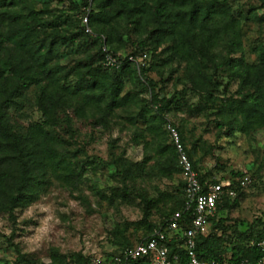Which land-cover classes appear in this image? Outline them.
<instances>
[{"label": "trees", "instance_id": "obj_1", "mask_svg": "<svg viewBox=\"0 0 264 264\" xmlns=\"http://www.w3.org/2000/svg\"><path fill=\"white\" fill-rule=\"evenodd\" d=\"M69 1V6L59 7L48 1L0 0V213L14 217L17 209L38 201L55 180L68 186L84 181L85 167L77 170L82 161L77 153L84 148H71L74 130L70 111L78 115L85 105L95 106L100 113L96 123L108 124L115 110L133 101L129 94L122 95L127 76L143 78L150 91L149 104L163 123H167L170 113H200L212 108L216 126L226 135L236 131L249 133L264 126V47L255 48L257 61L251 63L244 57L242 40L244 21L255 19L264 24V15L256 14L264 8V0L260 6L252 5L246 10L240 8V0ZM84 14L94 34L82 25ZM83 41L91 42L97 50L74 52ZM104 43L110 45L114 54L129 44V55L148 50L154 58L165 53L168 60L186 64L185 88L170 96L156 93L157 81L149 76L153 61L139 70L128 60L119 69L105 66ZM224 43L226 56L217 62L215 49ZM70 48L74 53L63 61L62 55L69 53ZM221 71L232 81L238 80L240 89L236 96L230 95L218 103L212 92L218 86ZM193 90L205 91L210 98L191 103L188 94ZM26 105H33L41 119L27 125L20 123L18 116H22ZM172 146L173 170L181 174L178 151L173 142ZM188 156L202 184L228 178L236 191L234 198L224 194L216 215L210 218L211 232L197 237L198 257L220 262L257 261L262 253L251 243L264 234V229L256 233L252 226L245 231L235 227L232 234L231 226L220 215L225 209L240 206L246 189L240 184L244 175L232 172L217 178L201 172L193 155L188 152ZM130 166L123 169L124 180L130 176ZM185 185L183 181V188ZM185 204L183 196L159 224H149L146 238L165 228L177 211L183 213V228L189 226L193 216ZM148 215L149 211L147 219ZM137 243L126 238L115 256ZM181 243L173 238L168 244L170 256L178 255L180 263L188 260ZM62 258L59 264H91L87 255L73 257L75 262L65 255ZM130 264L150 262L139 259Z\"/></svg>", "mask_w": 264, "mask_h": 264}, {"label": "rangeland", "instance_id": "obj_2", "mask_svg": "<svg viewBox=\"0 0 264 264\" xmlns=\"http://www.w3.org/2000/svg\"><path fill=\"white\" fill-rule=\"evenodd\" d=\"M37 1L59 7L70 4L69 0ZM252 5L260 6L261 0H240L244 10ZM256 14L264 15V8ZM86 18V14L82 15V25L94 34ZM242 40L244 57L248 62H256L255 48L264 47V24L255 19L244 21ZM91 46V42L83 41L77 51L70 48L62 59L66 61L71 52L97 50ZM104 46L112 51L110 45ZM120 48L117 56L132 55L129 44ZM215 50V59L222 62L227 53L225 43ZM151 54L145 50L133 55L136 62H132V67L139 70L153 61L149 76L157 81L155 92L170 96L184 89L187 65L168 60L165 53L155 58ZM217 81L212 94L219 99L218 103L230 95L236 96L240 89V82L232 81L223 71ZM124 83L122 95L129 94L133 101L115 110L108 124L96 123L100 113L95 106L85 105L78 115L70 111L74 130L71 148H84L77 153L82 160L77 170L85 167L84 181L68 186L55 180L38 201L17 209L14 217L0 213V264H59L62 255L75 262L73 257L78 258L79 254L91 260L101 256L111 261L126 238L132 244L146 238L149 224H159L162 216L175 209L185 196L182 173L173 170L175 150L170 126L181 131L183 146L187 154L193 155L201 172L217 178L232 172L251 176L240 206L220 214L231 226L230 233L235 227L245 231L252 226L256 233L264 229V126L249 133L236 131L226 135L216 126L212 108L200 113H170L167 123H163L149 104L150 91L143 78L127 76ZM206 98L210 97L201 90L188 94L189 102L194 104ZM78 103L83 106L82 100ZM23 112L18 116L22 124L41 119L33 105H26ZM129 164L130 176L124 180L123 169Z\"/></svg>", "mask_w": 264, "mask_h": 264}, {"label": "built area", "instance_id": "obj_3", "mask_svg": "<svg viewBox=\"0 0 264 264\" xmlns=\"http://www.w3.org/2000/svg\"><path fill=\"white\" fill-rule=\"evenodd\" d=\"M88 20V18H86ZM103 63L109 68H121L126 60L136 62L135 56L122 58L110 51L107 46L103 47ZM144 66V64H143ZM170 135L173 144L179 153V163L182 168V176L185 181L186 210L192 212V220L189 226L183 228V213L177 211L166 223L165 228L155 230V232L145 240L134 246L126 247L121 254L108 261L101 256H94L91 264H130L139 259L149 260L150 264H264V234L258 239L252 241L261 250V257L250 262L245 260L241 263L220 262L217 260H201L196 252L197 237L207 235L211 232L210 218L216 215L218 206L223 200L224 194L234 198L236 191L232 188L230 179H222L218 182L202 184L198 172L183 146L179 131L170 126ZM250 175H244L240 181L241 186L247 187L251 184ZM177 238L182 241L181 246L185 250L188 260L179 262L178 255L170 256L169 242Z\"/></svg>", "mask_w": 264, "mask_h": 264}]
</instances>
